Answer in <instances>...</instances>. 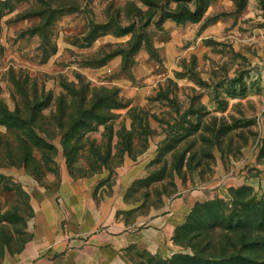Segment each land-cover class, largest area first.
<instances>
[{"label": "rangeland", "instance_id": "rangeland-1", "mask_svg": "<svg viewBox=\"0 0 264 264\" xmlns=\"http://www.w3.org/2000/svg\"><path fill=\"white\" fill-rule=\"evenodd\" d=\"M197 3L200 20L173 18ZM102 23L110 29L87 41L86 31ZM77 75L98 91L117 87L123 106L103 122L90 118L79 139L70 129L67 140L65 85L78 83ZM22 91L40 102L30 115L50 146L33 147L26 160L0 156V255L22 246L34 200L56 189L62 167L75 178L113 176L125 158L147 153V185L131 192L146 206L174 195L179 182L193 188L196 178L202 185L218 171L229 184L226 196L197 201L228 199L229 188L243 184L264 199V0H0V98L13 110L23 106ZM141 111L148 133L135 135L126 150L121 130ZM6 132L0 123L3 153H22V141ZM172 242L168 256L144 254L134 264L192 252Z\"/></svg>", "mask_w": 264, "mask_h": 264}, {"label": "crops", "instance_id": "crops-1", "mask_svg": "<svg viewBox=\"0 0 264 264\" xmlns=\"http://www.w3.org/2000/svg\"><path fill=\"white\" fill-rule=\"evenodd\" d=\"M147 155L125 158L113 176L75 178L62 167L56 189L34 200L29 236L18 250L1 254L0 264H134L141 252L168 256L194 202L225 197L229 184L218 171L202 185L196 178L193 188L179 182L174 195L146 206L126 192L144 176Z\"/></svg>", "mask_w": 264, "mask_h": 264}, {"label": "trees", "instance_id": "trees-1", "mask_svg": "<svg viewBox=\"0 0 264 264\" xmlns=\"http://www.w3.org/2000/svg\"><path fill=\"white\" fill-rule=\"evenodd\" d=\"M201 16L202 5L198 3L192 11L180 9L173 13V18L178 22L187 20L195 22L200 20ZM109 29L107 23L94 24L86 31V40L91 41ZM115 31L125 32V27L116 26ZM77 77L78 83L71 86L65 85L70 97V104L65 105L66 111H62V116L66 117L67 123L61 126L69 129L63 133L67 140H69L70 129H76L72 135L79 139L83 135L82 129L88 127L90 118L103 122L106 112L113 107L123 106L117 87L101 88V91H98L95 87L90 88L88 83H84L80 75ZM20 94L23 97V106L16 102L13 110L8 109L0 98V123L6 125L8 134H14L19 144L20 140L22 141V147L17 146V149L23 150L22 153L18 154V150L7 149L4 154L1 146L2 136L0 135V156L4 155L8 160H11L15 153L20 155L19 158L22 160H26L33 147L40 149L42 144L50 146L45 138L34 130L38 126L30 115L36 110V107H39L40 102L36 100L35 95H33V99H30L25 91ZM62 100H64V94L59 97L58 101ZM60 102L59 107H61ZM144 115V111L134 113L130 129L126 130L123 126L120 137L124 139L126 150L135 135L146 136L148 133V123ZM136 121H138L137 124H135ZM58 123L62 124L61 119ZM8 134L4 135L7 137ZM33 138L37 140V143L32 142ZM188 150H184L181 154L179 164L173 166L174 170L181 169L180 165H182L184 155ZM171 158L173 159V156ZM190 159L191 156L186 161L187 166ZM4 162L6 159L0 157V165H3ZM167 163L162 167L163 171L168 169ZM143 179L145 178L136 179L126 194L136 192L135 188H138L139 185H147L146 183L141 184ZM148 193L142 194L143 199ZM229 194L228 199L214 198L196 201L184 223L176 227L172 237L176 243L189 246L192 252H175L171 257L154 264H264V199L257 198L252 192V188L246 184L230 187ZM144 254L153 256L147 252H141L138 256Z\"/></svg>", "mask_w": 264, "mask_h": 264}]
</instances>
